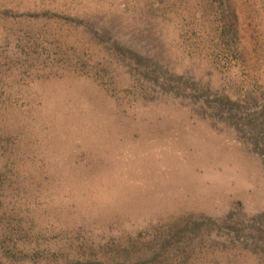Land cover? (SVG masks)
I'll return each instance as SVG.
<instances>
[{
	"label": "rangeland",
	"instance_id": "rangeland-1",
	"mask_svg": "<svg viewBox=\"0 0 264 264\" xmlns=\"http://www.w3.org/2000/svg\"><path fill=\"white\" fill-rule=\"evenodd\" d=\"M0 264H264V0H0Z\"/></svg>",
	"mask_w": 264,
	"mask_h": 264
}]
</instances>
